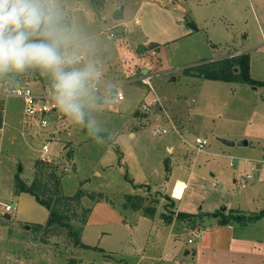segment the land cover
I'll return each mask as SVG.
<instances>
[{
    "label": "rangeland",
    "instance_id": "1",
    "mask_svg": "<svg viewBox=\"0 0 264 264\" xmlns=\"http://www.w3.org/2000/svg\"><path fill=\"white\" fill-rule=\"evenodd\" d=\"M62 3L73 21L95 41L102 77L100 102L93 104V114L106 129L102 134L110 133L116 140L97 143L84 128L64 116L51 99L50 78L38 69L0 78V101L4 102L0 129V264H106L100 249L85 250L75 245V237L67 230L45 232L36 228L46 225L49 211L30 193L19 192L18 183L28 186L33 182L35 163L40 159L58 166L57 175L63 174L62 195L72 197L79 190L86 194L82 207L90 210L87 240L98 246V236L107 232L104 245L119 254L131 249L132 242L138 249L147 246L150 256L162 250V237L154 242V233L147 231L140 214L126 202L129 195L145 197L147 207L159 212L155 221H161L162 213H171L163 212V205H170V199L163 197L166 190L160 191L165 181L169 182V191L176 179L188 182L180 206L185 213L206 216L223 207L228 209L225 214L234 209L246 217L263 212L264 86L186 76L184 70L232 53H249L250 76L264 81V0ZM118 12L122 19L116 18ZM139 46L153 49L138 54ZM146 76L152 88L143 82ZM7 84L46 96L55 109L40 119L27 117L24 100L7 95ZM106 86H112L113 95L121 92L124 100L117 103L115 98L105 103L102 97ZM44 104L43 100L39 103ZM42 120L47 122L46 127L41 126ZM165 128L166 134L156 132ZM198 137L208 141L200 152L196 149ZM223 140L235 144L227 146ZM243 141L250 144L241 146ZM44 145H48V151L43 150ZM168 147L182 148L188 156L187 163L181 161L169 178L165 161L169 164L174 157ZM248 174L256 177L247 180ZM185 188L178 182L174 196L180 197ZM92 194L96 198H91ZM6 205H14L16 210L7 212ZM81 212L78 209L79 219L72 221L80 233ZM172 213L175 216L177 208ZM230 217L232 228L218 230L220 244H228L232 233L239 231L252 243L239 246L247 255L243 258L225 245L224 251L206 254L204 260L208 264H264V245H255L258 240L264 241V216L256 225L246 219L248 226L244 228L237 216ZM119 218L131 222L138 231L121 227ZM210 218L204 217L206 226L215 224L214 217ZM174 230L177 233V227ZM182 233L176 243L178 250L185 253L197 249L198 242H189L191 231ZM132 235L136 241H132ZM173 248L171 242L170 253ZM120 257L116 255L111 261L117 263ZM138 261L139 257L128 258L129 264ZM156 263L148 258L139 264ZM180 264H188V260Z\"/></svg>",
    "mask_w": 264,
    "mask_h": 264
},
{
    "label": "clouds",
    "instance_id": "2",
    "mask_svg": "<svg viewBox=\"0 0 264 264\" xmlns=\"http://www.w3.org/2000/svg\"><path fill=\"white\" fill-rule=\"evenodd\" d=\"M33 69L50 78L51 99L64 116L97 143L116 140L102 135L106 129L93 114L102 77L95 41L64 10L62 0H0V78ZM102 98L105 103L116 98L112 86L103 89Z\"/></svg>",
    "mask_w": 264,
    "mask_h": 264
},
{
    "label": "trees",
    "instance_id": "3",
    "mask_svg": "<svg viewBox=\"0 0 264 264\" xmlns=\"http://www.w3.org/2000/svg\"><path fill=\"white\" fill-rule=\"evenodd\" d=\"M116 18L122 19V14L120 12L116 13ZM193 27L195 26L193 25ZM152 46L153 48L156 47L155 44ZM153 48L139 46L137 53L144 54ZM184 75L196 76L203 79L247 83L254 87L264 86V81H256L250 76L249 53L230 55L225 58L197 64L185 69ZM3 112L4 102L0 101V129L3 126ZM137 114L138 112L135 113V115ZM57 168L58 166L53 165L50 161H45L43 159L38 160L35 163V177L33 182L28 186L19 182L18 190L19 192H27L33 195L35 199L49 211V219L46 225L44 227L42 225H38L36 227L38 230L44 229L45 232H48L51 229H65L69 235H73L75 237V245L80 246L85 250L92 249V247H89L81 242V233L80 231H76L74 225L72 224L73 220L79 219L77 213L78 209H81L82 211L81 223L83 226L86 225L88 221L90 210L89 208L85 209L82 207V199L86 196V194L84 191L79 190L76 195L72 197L62 195L60 183L63 174L57 175ZM165 168L168 169V161H165ZM91 198H96V196L92 194ZM156 203L158 204V201ZM126 204L133 211H141L143 215L148 218H154L157 211L154 207H147L145 197L140 195H129ZM164 209L166 212L169 211L171 213L162 214V218L164 222L171 223L172 219L175 217L172 213L175 211L174 209H176L175 204L172 202L170 205H165ZM229 212V216H226V214L222 211H217L215 214L211 215L206 214V216L178 213L176 215V219L177 221L185 222L187 227L193 229L198 226L203 227L204 217L218 218L219 224L225 226L230 222V216H237V218L245 224H247L246 219L248 222H257L264 216V211L260 214H255L252 217L239 215L238 211L234 209Z\"/></svg>",
    "mask_w": 264,
    "mask_h": 264
},
{
    "label": "crops",
    "instance_id": "4",
    "mask_svg": "<svg viewBox=\"0 0 264 264\" xmlns=\"http://www.w3.org/2000/svg\"><path fill=\"white\" fill-rule=\"evenodd\" d=\"M236 54H241V53H232V54H229L227 56L236 55ZM262 129H263L262 132L264 134V128H262ZM132 135L135 136V134L131 133V136ZM198 138H200V137H198ZM249 144L250 143H248V145ZM170 150L173 151L172 157H174V158L173 159L170 158L171 162L168 164V169H166V172L168 173L167 178H169V174L172 176L174 175V172H175L177 166H180L181 161H183V164L185 165L187 163L186 161H187V157H188L187 155H185L182 148H178L176 150L175 147H168V151H170ZM175 156H176V158H175ZM253 169L254 168H252V170ZM253 177H256V175L254 174ZM165 182L163 184H166V186H165L166 192L163 194V197L165 199L166 198L170 199V203L173 202L174 204H176L175 207L177 208V214L178 213H185V212L181 211L180 206H181V203L183 202V200L185 198V195H186V192L188 189V182H186L185 180H182V179H176L174 184L172 185L171 191H169V185H168L169 182L168 181H165ZM178 182L184 183L186 188L184 189L183 194L180 197H175L174 192H175V189H176ZM109 202L111 205L115 204L112 200H109ZM159 204H160V202H159ZM165 205H163V206L165 207ZM226 211H228L227 208H226L224 213H226ZM135 212L140 214V218L142 220L141 222H143L145 224L147 231L151 234L154 233V235H155L153 238L154 242H155V239H158L160 236L162 237L163 248L161 251L154 254V256H150V255L146 254V252L148 251L147 246L144 249L143 248L138 249V246L136 245V243L132 242L135 240L133 235L131 236V238H132L131 242L132 243L131 244L129 243L131 245L130 246L131 249H127L126 252H121V254H119L117 251L110 250V248H108L107 246L104 245V238L107 237L106 236L107 232H103L102 235L100 234V236H98L97 243H98V246H99V244H101V247L99 248L97 245L95 246L94 244H92V242H90V240H87V238L85 236V227L87 224L90 223L89 219H88L86 225H84L82 228L81 242L85 245H88L89 247H92V249H90V250H93V248L94 249H100L101 250L100 253L103 255V258H105L104 262L106 264H129L128 258L133 257V256L139 257V261L135 264H139L142 260H145L148 258L155 259L157 261L156 264H180V262L182 263L186 260H188V264H205V263L208 264V262H206L204 260L206 258V254L207 255H209V254L215 255V252H217L218 250L221 251V249H222V251H224L225 245H228L227 249H229V251L236 249L235 251H232V252L243 257V254L247 255V252H243V251L239 250L240 249L239 246H249L250 244H252L247 238H242L243 234L238 231L235 234L232 233V237L230 238L228 244H224L223 246H221L220 240H219L220 232L218 230H221V229L225 228L226 226H228L230 228L231 223L229 222L227 225L222 226L219 224L218 218L212 217L215 220V224H217V225H215L213 223V224L206 226L205 225L206 221L204 220V225H202V226L204 227L205 232L203 234L202 240L200 242H198L197 249H193V250H191V252L185 250V253H182L183 250H181V249L178 250L176 243H177V239L180 240L182 238V235H183L182 231H187L189 233L191 231V228L187 227L185 222L177 221L176 217H174L172 219L171 223H166V222H164V220L162 218V214H163L162 213L160 215V218H161L160 220L162 221V223L164 222L163 223L164 225H163L161 223V221H158V222L155 221L157 219V217H159L158 216L159 212H157V211H156L154 218H148V217L144 216L141 211H135ZM163 212H166L165 209ZM238 213H239V211H238ZM228 215H229V213L226 214V216H228ZM212 218H210V219H212ZM207 219H208V217H207ZM256 223H258V222H254L255 225H256ZM118 224L121 227H127L129 230H132L134 233H136V231H138V228L134 227V225L131 222L129 223V221L126 219L119 218ZM243 224H244V226L242 225V228H244L245 226L246 227L248 226V224H245V223H243ZM174 227H177V233L174 230ZM210 232H212L211 237H208L210 235ZM148 241H149V239H148ZM171 242L174 244V248H173L172 253H170V251H169ZM255 245L262 246V245H264V241L258 240V241H256ZM255 247L256 246H254L253 248H255ZM245 249H247V248H245ZM255 252H252V253L254 254ZM109 253H111V254H109ZM152 253H153V251H152ZM259 253H261V251ZM113 255H115V256L120 255L121 256L120 260H118L119 262L116 263V262L111 261V258L115 257V256L113 257ZM179 257L183 258V260L180 261ZM106 258H108V259H106ZM88 264H92V262H90ZM228 264H230V263H228ZM232 264H235L234 261H232ZM237 264H241V263H237Z\"/></svg>",
    "mask_w": 264,
    "mask_h": 264
},
{
    "label": "built area",
    "instance_id": "5",
    "mask_svg": "<svg viewBox=\"0 0 264 264\" xmlns=\"http://www.w3.org/2000/svg\"><path fill=\"white\" fill-rule=\"evenodd\" d=\"M150 77L146 76L145 78H143V82L152 88L151 85V81H150ZM6 87L10 88V92L9 94L11 96H16L19 98H22L24 100L25 103V114L27 117L30 118H43L44 117V113H48L51 112V110H54L55 107L54 105L51 107L48 102L46 101V96L42 95V96H36L32 93V91L29 88H16L10 87V84H7ZM4 90V89H3ZM2 90V91H3ZM5 93V92H3ZM116 102H120L122 100H124V95L121 92H116ZM114 94V95H115ZM2 94L0 93V96ZM45 101V104L43 106L39 105V103H41V101ZM145 109H147L145 107ZM41 126L42 127H46L47 126V122L45 120H42L41 122ZM172 129L176 130V126L174 125V123H171ZM156 132L158 134H166L168 132V129H156ZM208 145V141L206 139L203 138H197L196 139V149L197 151H203L205 150V147ZM43 150L44 151H48V145H44L43 146ZM44 158V157H43ZM44 160V159H43ZM253 177V175L248 174L246 176V179H251ZM246 183L242 184V187H245ZM7 212H13L14 210H16V207L14 205H6L5 207ZM205 230L203 227L198 226L196 228L191 229V236H190V243L193 242H200L202 240L203 234H204Z\"/></svg>",
    "mask_w": 264,
    "mask_h": 264
},
{
    "label": "water",
    "instance_id": "6",
    "mask_svg": "<svg viewBox=\"0 0 264 264\" xmlns=\"http://www.w3.org/2000/svg\"><path fill=\"white\" fill-rule=\"evenodd\" d=\"M146 73H147V71H144V74H146ZM173 81H175V79H173ZM222 142L225 143V144L228 145V146H234V144H235L234 142L226 141V140H223ZM240 145H241V146H247V145H248V142H247V141H243V142L240 143ZM164 190H166V188H165V186H162L161 189H160V191H164ZM221 210H222V211H225L226 208L223 207ZM7 218H10V216L7 215Z\"/></svg>",
    "mask_w": 264,
    "mask_h": 264
}]
</instances>
